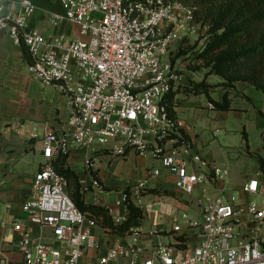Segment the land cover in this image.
Wrapping results in <instances>:
<instances>
[{
	"label": "built area",
	"instance_id": "built-area-1",
	"mask_svg": "<svg viewBox=\"0 0 264 264\" xmlns=\"http://www.w3.org/2000/svg\"><path fill=\"white\" fill-rule=\"evenodd\" d=\"M57 1L63 13H48V24L72 29L50 38L29 26L33 0H0V31L27 48L32 79L70 109L66 131L46 125L31 135L43 162L21 213L0 221V264H264V182L253 177L239 190L248 198L224 200L229 169L195 153L169 113V96L188 84L172 54L192 41L202 50L211 30L198 8L183 0ZM80 149L96 194L95 155L130 152L159 160L180 202L148 193L161 176L154 169L117 202L139 208L142 226L111 236L76 207L53 168L58 155Z\"/></svg>",
	"mask_w": 264,
	"mask_h": 264
},
{
	"label": "crops",
	"instance_id": "crops-1",
	"mask_svg": "<svg viewBox=\"0 0 264 264\" xmlns=\"http://www.w3.org/2000/svg\"><path fill=\"white\" fill-rule=\"evenodd\" d=\"M33 2L37 10L29 23L30 28L37 29L50 38L71 31L72 28L70 26L54 28L48 24V13H63L61 4L57 0H33ZM29 64L30 57L27 48L25 46H15L9 35L0 31V201L4 204L2 211H5L3 212V220L5 221H11L13 217L21 213V206L29 196L32 179L43 162L41 143L38 140L32 139L31 135L36 132L42 136L44 132L43 126L46 125L56 132H64L68 128L67 123L70 117V109L59 93L32 79L28 71ZM179 90H183V88ZM234 90H237L239 93H234ZM224 94L225 91L213 100L222 102ZM183 95L178 94L176 96V99L183 101L182 106L176 108V118L182 124L184 135L192 142L195 153L201 155L208 163L227 167V165L218 164L217 161L214 162V160L202 155L206 147L197 131L198 126L196 123L198 120H191L187 117L180 118V112L185 108L189 106L195 108L202 107L199 99L202 100L205 95L198 96V100L191 98L194 95L189 97L184 95L185 98L182 99ZM246 97L250 98L252 103ZM230 98L233 100L232 105L234 110L217 112L213 109V105L208 99L206 107L209 111L217 113L216 121L218 128L214 133L220 134L222 133L220 131L224 130L223 134L226 135L225 143L230 145L227 147V157H223V160L230 159L233 156V150L238 149L232 145H240L239 147L246 148L248 156L249 153L263 155L264 117L260 113H264V94L251 86L238 83L230 92ZM193 99L196 102H193ZM244 121L255 122L256 124L255 128L260 135L261 145L258 151H251L250 145L252 144L249 133L244 126L239 128L238 124L242 125ZM229 135H235L236 144L233 143V139H230ZM85 154L86 151L83 149L73 151L69 156L68 163L71 169L77 173L83 192L84 189H89V192H84L87 201L108 209L115 221L126 219L128 212L123 207L118 206L117 202L121 199L123 193L129 190L131 185L124 188L120 196L116 198V188L112 182L111 173L106 171V165L103 164L104 157H111L108 161V166H110L112 159L117 158V156L107 151H100L95 155V168L93 172L98 176L103 188V191L96 194L91 188L92 175L85 168ZM128 157H132L138 161H145L149 164L151 162H159L160 167L156 166L152 170L148 169L146 180L149 179L154 169L161 170V176L156 181L151 182L150 189L171 191L177 199L165 195L155 196L180 202L174 188L175 178L168 169L162 166L159 160L157 161L150 157H140L130 152L124 159L126 160ZM249 158L251 157L249 156ZM77 165H81V167ZM229 173L228 180L222 184L225 187L226 195L232 193L235 188L240 190L249 179L253 178V176L249 177L246 174L234 178L230 169ZM257 176L264 182V176L258 165L254 173V177ZM243 178L244 181H241ZM213 193L218 194L219 190H214ZM239 194L242 198H248L242 193ZM108 202L113 205V209L107 207L106 203ZM9 206L10 209H7ZM11 256L18 255L11 254Z\"/></svg>",
	"mask_w": 264,
	"mask_h": 264
},
{
	"label": "trees",
	"instance_id": "trees-1",
	"mask_svg": "<svg viewBox=\"0 0 264 264\" xmlns=\"http://www.w3.org/2000/svg\"><path fill=\"white\" fill-rule=\"evenodd\" d=\"M198 8L199 20L211 26L205 47L200 50L199 42L180 48L179 57L194 54L193 60L200 61L209 69L210 75L222 80L225 94L222 102L210 96L206 81L191 82L183 90L173 92L168 100L170 116L176 118V108L183 101L176 99L178 94L185 96L205 95L217 112L234 110L230 92L238 83L255 88L264 94V0H183ZM195 51L196 48H198ZM30 57V55H29ZM175 59H173L174 63ZM31 62V59H30ZM246 99L252 103L250 98ZM264 117V113H260ZM264 143V133H263ZM264 174V154L249 153ZM69 156L60 154L53 162L54 170L67 181V193L76 207L88 218L106 230L111 236H125L143 224L142 211L131 205L124 221L117 223L105 207L87 201L77 173L68 163ZM149 194L175 197L167 190L148 189ZM179 198V197H178Z\"/></svg>",
	"mask_w": 264,
	"mask_h": 264
},
{
	"label": "rangeland",
	"instance_id": "rangeland-1",
	"mask_svg": "<svg viewBox=\"0 0 264 264\" xmlns=\"http://www.w3.org/2000/svg\"><path fill=\"white\" fill-rule=\"evenodd\" d=\"M56 1V0H54ZM83 41H88L87 38H82ZM195 42H190L189 45H194ZM200 47V45H199ZM196 48L195 51H197ZM181 51H177L172 54L171 60L173 62V59H175L174 64L177 66L178 71L184 75L185 79L190 84L191 82L200 83L202 81H206L209 85H211L210 88V96L212 99H216L220 93L224 92V88L222 86V80L215 76L209 74V69L206 68L203 63L197 60H193V53L192 51L185 55V56H178ZM184 89V87H182ZM181 88V89H182ZM234 93L238 94L237 90H234ZM185 96H182V99H184ZM191 98H194L195 100H198V96H193ZM193 99V102H196ZM202 104V107L195 108L193 106H189L185 108L182 112H180V118L187 117L191 120L197 121L196 125L198 126L197 131L198 134L201 136L203 140V144L206 147V150H204V153L202 154L206 158H210L214 160V162L217 161L218 164L224 165L228 167L233 173V177H240L242 174L249 175V177H254V173L257 169V164L254 159L249 158L247 155L246 148L239 147L240 145H232L233 147H237L238 149L233 150V156H231L230 159L223 160V157H227V152L230 145H227L225 143L226 135L223 134L224 130H221L220 134L214 133V131L218 128V124L216 121L217 113L214 111H209L207 107V97L203 96L202 100L199 99ZM209 101V100H208ZM192 102V101H190ZM239 128H242L244 126L247 130V132L250 135V142L252 145L251 151L255 152L258 151L259 148H261L260 145V135L256 131L255 128V122H249L244 121L243 124H238ZM241 137V135L239 134ZM230 139H233V143H235V135H229ZM241 141L240 139H238ZM209 144V145H207ZM111 159L110 156L104 157L103 164L106 165V171L108 173H111L113 184L115 189V195L116 198L120 196L124 188L129 187L133 183L141 182V180L147 181L146 178L148 177V169H153L154 167H160L159 162H151L146 163L145 161H138L132 157L126 158V160L123 157L120 158H113L111 165L108 166V161ZM158 161V160H157ZM78 167H81V165H77ZM222 167V166H219ZM248 179V178H247ZM241 181H244V178L241 179ZM236 184V182H234ZM224 200H227L228 198L234 197L237 199L239 197V190L235 188L232 193H228ZM176 198V197H175ZM177 199V198H176ZM180 199V198H179ZM178 199V200H179ZM109 200V199H108ZM107 207L109 209H113V205H111L109 202L106 203ZM3 202L0 201V221L3 220ZM101 238H105L103 235V232L100 231ZM12 260H18V256H11Z\"/></svg>",
	"mask_w": 264,
	"mask_h": 264
}]
</instances>
